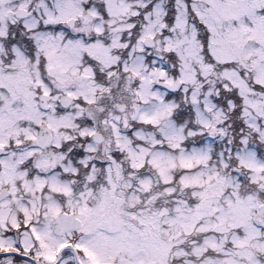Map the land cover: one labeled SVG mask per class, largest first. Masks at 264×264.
I'll use <instances>...</instances> for the list:
<instances>
[{
    "label": "snow or ice",
    "instance_id": "6c2138e0",
    "mask_svg": "<svg viewBox=\"0 0 264 264\" xmlns=\"http://www.w3.org/2000/svg\"><path fill=\"white\" fill-rule=\"evenodd\" d=\"M0 264H264V0H0Z\"/></svg>",
    "mask_w": 264,
    "mask_h": 264
}]
</instances>
